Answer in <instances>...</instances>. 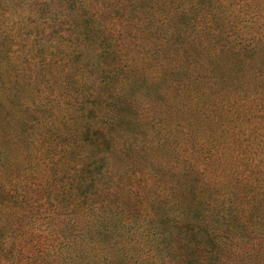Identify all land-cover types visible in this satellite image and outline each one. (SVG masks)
Returning <instances> with one entry per match:
<instances>
[{"label":"trees","instance_id":"1","mask_svg":"<svg viewBox=\"0 0 264 264\" xmlns=\"http://www.w3.org/2000/svg\"><path fill=\"white\" fill-rule=\"evenodd\" d=\"M0 264H264V0H0Z\"/></svg>","mask_w":264,"mask_h":264}]
</instances>
